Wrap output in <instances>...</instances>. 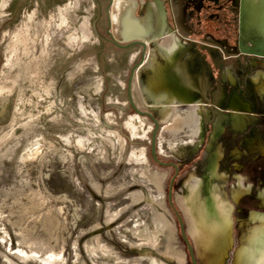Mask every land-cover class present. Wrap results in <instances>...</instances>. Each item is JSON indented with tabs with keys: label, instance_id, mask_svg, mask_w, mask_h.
I'll return each mask as SVG.
<instances>
[{
	"label": "bare ground",
	"instance_id": "6f19581e",
	"mask_svg": "<svg viewBox=\"0 0 264 264\" xmlns=\"http://www.w3.org/2000/svg\"><path fill=\"white\" fill-rule=\"evenodd\" d=\"M135 5L132 1L120 4L123 13L122 37L125 42L156 38L160 43L157 52L163 66L157 98L161 102L165 100L166 105L154 110L159 119L157 152L165 159L164 151H168L176 158L175 163H180L189 153L201 149L203 135L208 132L212 116L207 107L194 103L195 85L185 76L180 64L185 49L164 25L161 8L157 4L150 6L146 17L138 20L134 18ZM6 8L7 0H3L0 10ZM241 24L245 43L254 48L252 53H243L264 57V0H241ZM68 40L80 47L99 43L94 27L87 21L77 25ZM65 52L59 51L61 59L67 56ZM140 55L141 50L134 49L108 62L110 89L107 103L116 111L110 113L105 122L94 113L95 92L90 85L75 90V78H71L70 84L63 88L62 99L57 100L48 88L53 80H47V74L38 80L31 67L23 68L21 95L12 126L8 130H0V189L4 186L3 190L8 194L4 198L0 193V206L5 207L8 200L20 206L19 216L0 210V264H164L157 260L156 254H163L177 264H186L185 253L177 251L175 222L161 189L165 176L149 169L147 151L141 146L151 141L150 135L152 139L155 127L149 119L136 114L128 117L122 110L129 106L130 72ZM40 71L45 73L44 69ZM258 80L264 82V73L257 74L254 84ZM132 88L136 110L147 115L138 89V73L134 74ZM184 101L190 103L188 107H178ZM214 103L220 107L223 96L215 94ZM59 104H64L63 108L70 106L67 117ZM230 107L231 116L218 108L215 111L216 122L210 135L203 176L197 178L194 173L190 174L175 197L201 264H227L236 244L234 207L245 200L264 202V194H254V186L240 176L242 154L239 145L233 153L231 151L237 174L233 177L234 187L229 198V174L224 168L226 157L223 145L226 128L230 127L233 133L238 134L247 126V119L240 115L247 110V106L234 98ZM76 125L80 126L82 135L79 136L85 139L88 154L98 165H108L109 157L110 165L114 161L116 166L122 164L127 150L123 133L135 145L128 158L131 168L125 173V178L120 177L110 183L105 226L110 228L120 245L136 251V258L122 257L100 239L81 249L82 241L95 224L91 217L85 218L87 211H81L73 199L66 196V192L77 184L82 185L81 180L75 178L80 163L88 184L96 191L100 184L83 157L79 160L71 152L73 148L81 149L79 142L70 143L64 137V133L71 135L73 130L76 131ZM160 127L164 129L162 135H159ZM96 131L98 135L94 134ZM245 143L242 144L247 151L255 148L256 144ZM258 151L264 158V143ZM32 155L41 157L35 181L38 191L32 188L26 171V163ZM112 173L110 168L111 180ZM143 188L148 191L147 198L141 191ZM95 205L100 210V204ZM99 210H95L96 215ZM247 229H250L249 234L235 255V264H264V214L252 212ZM70 240L72 246L68 250Z\"/></svg>",
	"mask_w": 264,
	"mask_h": 264
},
{
	"label": "rangeland",
	"instance_id": "374dc122",
	"mask_svg": "<svg viewBox=\"0 0 264 264\" xmlns=\"http://www.w3.org/2000/svg\"><path fill=\"white\" fill-rule=\"evenodd\" d=\"M2 1L3 0H0V6L2 5ZM7 4L8 8H6V10H0V130L5 131L12 126L21 95L19 91L21 86L20 76L22 75L23 68L27 66L31 67L32 73L38 80H42V77H44V75L46 76V74L48 75L45 77L47 80L50 78L53 80L51 86L48 88H50L51 93L54 92L52 95H54V98L57 100L62 99L63 88L66 84H70L71 78H75V90H79L83 85H90L95 92L94 113L100 121L105 122V119L110 117V113L116 111L115 107L110 108L107 103V95L110 89V81L107 78L108 62L114 57L123 56L125 54L124 52H119L110 47V45L103 40L107 39L105 36L107 20L104 11L108 4L107 0H7ZM85 21L93 27L97 25L99 43L80 47L77 46L75 42H70L68 38L71 36L76 26L82 25ZM244 46L251 52H254V48L245 42ZM60 50L66 51L65 53H67V56H63L61 59ZM246 64L250 66V62H246ZM41 69H44L45 73H41ZM262 93L263 92H258L259 95ZM59 106L62 107L61 110H63V114L67 117L71 109L70 106L67 105L66 108H63L65 107L64 104H59ZM122 110L128 117L135 115L129 106L127 108L123 107ZM153 114L159 122L156 113L153 112ZM75 127L76 131L73 130L71 135L64 133V137L67 142H79L81 149L78 150L73 148L71 152L74 153L78 159L83 157L88 168L93 169L96 182L100 184L99 186L97 185V191L88 184L80 163L77 165L79 173H75V178L78 180L80 179L83 186L77 184V186L70 188L66 192V196L73 199L75 204L80 207L81 211H87L85 218L91 217L90 219H93V223L95 224V228L92 229L87 238H84L82 241L81 249L83 250L85 245L94 244L97 239H100L102 243L111 245L122 257L129 259L136 258V251L129 250L120 245L116 241L110 228L105 226V217L107 215L108 205L110 204V195H108L110 183L117 181L120 177L125 178V173L131 168V165L128 164V158L131 155L132 147L135 145L131 143L128 137L123 133L127 143L126 158L121 165L116 166L115 161L110 165L109 157V164L101 166L92 161L87 151L88 147L85 139L79 136L82 135L79 130L80 126L76 125ZM163 133L164 129L160 127L159 135ZM94 134L98 135L99 132L96 131ZM240 141L241 139L239 137L233 139V135H228L223 142L226 157L225 162L227 164H225L226 168L225 166L224 168L230 177L234 175L235 172L232 167L234 161L232 160L231 151L233 153V149L238 148V143ZM150 145L151 141L149 143L144 142L141 146L147 151V157L150 160L149 169L151 171H158L165 176L161 189L167 198L169 183L173 172L163 169L151 161ZM70 147L72 148L73 145L70 144ZM240 150L239 147V151ZM241 152L245 153L244 150H241ZM196 153L197 150L189 153L186 159L179 164L182 166L188 165ZM246 155H248V152ZM164 157L165 159L161 157L160 159L167 163H175L174 159L176 158L168 151H164ZM40 158L41 157L37 158V156L32 155L31 159L26 163V171L28 172L27 174H29L28 176L34 191L39 190L37 185H35V181L38 176ZM245 159L246 157L244 160ZM261 161L264 160L260 157V169L263 168V162ZM205 165L206 157L196 164L189 172H185L177 185L176 193L180 191L190 174L194 173L197 178H201ZM244 167L245 174L243 176L250 177L252 169L250 164L244 165ZM110 168L113 171L112 180L110 179ZM135 169H137V167H135ZM259 177L258 188L263 191L264 179L262 175ZM10 183L13 186L15 185L13 181H10ZM230 184L232 185L231 182ZM231 188L227 190L229 198H231ZM3 189L4 186L0 189V193L4 198L5 196L8 197L7 192ZM141 191L146 198L149 196L146 189L143 188ZM95 203L100 204V210ZM19 207L20 206L17 205L15 201L8 200V202L5 203V207L0 206V210L4 209L6 210L4 212L10 214L17 213L16 215L19 216ZM167 208L169 209L168 204ZM234 209L236 211L234 216L236 221L235 240L241 245L244 243L245 237L249 234L250 229H247L245 225L247 224L248 213L253 210V208L251 205H243L242 207L235 206ZM95 210L100 211L98 215L95 214ZM169 211L175 222L178 245L177 251L179 253L182 251L185 253V247L180 237L177 221L172 211L170 209ZM238 222H240V224H238ZM118 225L120 226L121 223H118ZM81 226L82 225H80V229L82 230ZM71 246L72 241L70 240L68 250H70ZM179 257H181V255H179ZM156 258L164 264H177L176 261L164 257L163 254H156ZM186 264H189L188 257H186Z\"/></svg>",
	"mask_w": 264,
	"mask_h": 264
},
{
	"label": "flooded vegetation",
	"instance_id": "af4514ba",
	"mask_svg": "<svg viewBox=\"0 0 264 264\" xmlns=\"http://www.w3.org/2000/svg\"><path fill=\"white\" fill-rule=\"evenodd\" d=\"M127 1L136 3L134 18L138 20L146 17L150 6L157 4L161 8L164 14V25L171 31L176 39L175 41L180 43L185 49L180 64L183 67L185 76L193 81L195 85L194 103L207 107L212 116V123L207 126L206 131L208 132L203 135L201 149L197 151L188 165L182 166L179 163H167L160 159L159 154L157 156L161 163L172 164L177 168V170L167 168V170L173 172L169 187L171 182L174 181V200L176 199L177 185L185 172H189L196 164L207 157L212 127L216 122V109L218 108L222 113L231 116L230 104L234 98L239 99L247 106V110L240 112V115L247 119V126L245 131H241L238 134L233 133L231 128L227 127L224 140L228 135H233V139H236V137L241 139L238 145L245 153L240 150L242 154V161L239 163L242 168L240 176L245 174L244 165L250 164L252 168L251 176L245 178H247L248 184L254 186V194H264V190L262 191L258 188L259 176L262 175L264 179V161H261L263 162V168H259V159L261 157L264 160V158L259 155L258 151V147H261L264 143V82L261 80H258L257 84L253 82L258 73H264V57L243 53L252 52L244 46L245 39L241 29V0H107L108 4L104 9L107 20V30L105 31L107 39L103 40L119 52L128 53L134 49L141 50L138 63L131 69L130 76L134 71L135 75L138 73V89L143 98L146 112L156 120L153 114V112L156 113L154 110L166 105L165 100L161 102L157 98L159 94L154 93H157L162 83L160 70L163 62L157 52V47L160 43L156 38L132 40L131 42L123 40L121 26L123 13L120 4ZM94 30L96 33L98 32L97 25L94 26ZM108 32L110 36H107ZM246 62H250V66H247ZM141 63L143 64L139 67ZM258 92L263 93L259 95ZM217 93L223 96V103L220 107H216L214 103V95ZM160 94L163 96L162 93ZM189 104L184 101L178 107L187 108ZM243 142L256 144L255 148L249 152L243 147ZM247 152L248 155H246ZM244 156L246 157L245 160ZM236 174L234 172V175ZM234 175L229 176L227 186L228 188L232 187L230 191L234 187ZM166 202L168 204L167 199ZM243 205H251L253 208L248 213L246 227H248V219L252 212L264 214V209H261L264 207V202L245 200L238 207ZM175 210L179 212L176 206ZM235 243L227 264H235V255L238 249L245 244L239 245L236 240ZM185 253H187L186 249ZM187 257L189 264H192L188 254ZM197 264L201 263L197 262Z\"/></svg>",
	"mask_w": 264,
	"mask_h": 264
},
{
	"label": "water",
	"instance_id": "95a60500",
	"mask_svg": "<svg viewBox=\"0 0 264 264\" xmlns=\"http://www.w3.org/2000/svg\"><path fill=\"white\" fill-rule=\"evenodd\" d=\"M97 36L99 37L98 34H97ZM107 36H110L109 32L107 33ZM142 64L143 63H141L139 67H141ZM138 68H136V69H138ZM134 72L132 73L131 78H130L129 83H128V101H129V104L131 106V109L136 113V115L138 117L149 119L152 122V124L154 125V127H155V131L153 132L152 139H151V158H152L153 162L157 166H159V167H161L163 169L172 168V169L177 170L175 165L163 164V163H161L158 160L156 136H157V133H158V130H159V124L157 123V121L152 116H150L148 114L146 115V114L139 113L136 110L135 106H134V102H133V98H132V89H131L132 85H133V80H134ZM173 182L174 181H172L171 184H170L168 195H167L168 207L172 211L173 215L175 216V218L177 220V223H178V226H179L181 240H182V242L184 244L185 249L187 250V253H185L186 257H187V254H188L189 257H190L191 263L192 264H197V262L200 263L198 255H197V251H196V249H195L190 237L188 236V230L186 229L185 218H184L182 212L180 211V209L177 206L176 199L174 200V198H173ZM174 203H175V205H174ZM175 206H176V208L178 209L179 212H177L175 210Z\"/></svg>",
	"mask_w": 264,
	"mask_h": 264
}]
</instances>
